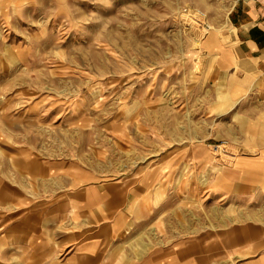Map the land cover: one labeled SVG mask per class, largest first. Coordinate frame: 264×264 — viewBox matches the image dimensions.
Wrapping results in <instances>:
<instances>
[{"label":"rangeland","instance_id":"374dc122","mask_svg":"<svg viewBox=\"0 0 264 264\" xmlns=\"http://www.w3.org/2000/svg\"><path fill=\"white\" fill-rule=\"evenodd\" d=\"M225 18L224 0H0V207L130 182L136 254L240 207L264 220V192L237 206L211 187L255 102L205 77Z\"/></svg>","mask_w":264,"mask_h":264},{"label":"crops","instance_id":"0c3cea01","mask_svg":"<svg viewBox=\"0 0 264 264\" xmlns=\"http://www.w3.org/2000/svg\"><path fill=\"white\" fill-rule=\"evenodd\" d=\"M224 11L225 22L202 42L205 77L235 104L251 95L255 102L242 105L248 129L237 141L246 151L214 176L211 187L239 206L264 192V0H224ZM133 188L107 182L91 195L59 189L0 207V264H264V220L243 207L136 254L123 240L132 232L125 227L137 221Z\"/></svg>","mask_w":264,"mask_h":264},{"label":"built area","instance_id":"2783aa9c","mask_svg":"<svg viewBox=\"0 0 264 264\" xmlns=\"http://www.w3.org/2000/svg\"><path fill=\"white\" fill-rule=\"evenodd\" d=\"M220 146H221V151H223L224 153H228V154L231 153V151L226 149L228 147V144L226 142H223L222 144L219 145V147Z\"/></svg>","mask_w":264,"mask_h":264},{"label":"bare ground","instance_id":"6f19581e","mask_svg":"<svg viewBox=\"0 0 264 264\" xmlns=\"http://www.w3.org/2000/svg\"><path fill=\"white\" fill-rule=\"evenodd\" d=\"M199 40H200V39H198V41H197V42H200ZM198 44H199V43H198Z\"/></svg>","mask_w":264,"mask_h":264}]
</instances>
